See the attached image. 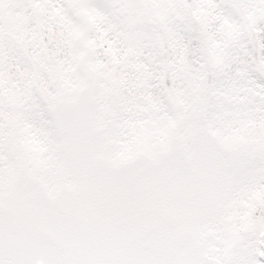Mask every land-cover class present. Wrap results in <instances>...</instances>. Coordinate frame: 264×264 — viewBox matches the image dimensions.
Masks as SVG:
<instances>
[{
  "label": "snow or ice",
  "instance_id": "1",
  "mask_svg": "<svg viewBox=\"0 0 264 264\" xmlns=\"http://www.w3.org/2000/svg\"><path fill=\"white\" fill-rule=\"evenodd\" d=\"M0 264H264V0H0Z\"/></svg>",
  "mask_w": 264,
  "mask_h": 264
}]
</instances>
